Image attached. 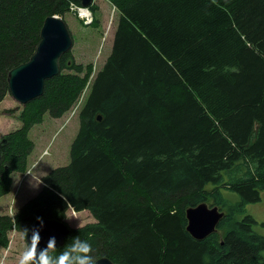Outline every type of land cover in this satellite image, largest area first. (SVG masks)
<instances>
[{
    "label": "trees",
    "instance_id": "trees-1",
    "mask_svg": "<svg viewBox=\"0 0 264 264\" xmlns=\"http://www.w3.org/2000/svg\"><path fill=\"white\" fill-rule=\"evenodd\" d=\"M109 1L119 12L112 51L80 108L70 162L46 173L13 217L0 214V248L41 217L70 227L58 249L81 236L96 260L114 264H264V235L247 213L264 191V0ZM71 3L83 6L0 0V102L9 71L35 53L45 19L65 20ZM60 69L23 105L21 127L0 137V198L27 170L31 128L46 113L62 117L92 74L72 50ZM203 202L225 214L200 240L186 211ZM70 207L95 221L70 226Z\"/></svg>",
    "mask_w": 264,
    "mask_h": 264
},
{
    "label": "rangeland",
    "instance_id": "rangeland-1",
    "mask_svg": "<svg viewBox=\"0 0 264 264\" xmlns=\"http://www.w3.org/2000/svg\"><path fill=\"white\" fill-rule=\"evenodd\" d=\"M99 5L98 11L92 5ZM89 6L96 21L86 23L76 10L78 4L72 3L64 16L74 39L72 50L75 59L84 65H92V74L76 102L60 118H54L46 113L43 122L35 124L29 136L35 146L28 157V167L24 173L14 174V183L11 191L0 198V214H9L12 217L16 211L28 200L41 191L44 183L42 177L51 169L66 165L70 162V148L80 126V108L91 88L92 79L101 70L110 55L113 46L115 31L119 21V12L109 0H95ZM80 6V5H79ZM82 11L89 12V9ZM23 105L17 102L10 94L6 100L0 102V137L21 127L18 119ZM18 108V109H17ZM8 109H17L14 113ZM224 194L231 200L239 198L238 193L224 190ZM247 213L251 214L257 223L256 232L264 235V191L261 200L247 205ZM67 223L72 227L83 226L94 222L95 218L89 211L77 212L70 207L66 216ZM26 240L22 232L13 229L10 232V242L0 248V264H17V258L25 246Z\"/></svg>",
    "mask_w": 264,
    "mask_h": 264
},
{
    "label": "water",
    "instance_id": "water-1",
    "mask_svg": "<svg viewBox=\"0 0 264 264\" xmlns=\"http://www.w3.org/2000/svg\"><path fill=\"white\" fill-rule=\"evenodd\" d=\"M94 0H81L83 6H90ZM72 33L63 18L58 15L48 16L41 29V40L35 53L25 63L9 71V93L21 105H26L44 92L45 81L59 74L60 58L73 48ZM101 120V116L98 117ZM1 144V142H0ZM225 212L218 205L207 202L191 206L186 211L187 230L196 239H204L217 230ZM44 226L40 228L38 220L28 228L26 240L30 243L32 229L39 228L40 248H44L50 237H55L57 248L64 244L70 227L63 221L43 218ZM97 264H114L108 257L96 260Z\"/></svg>",
    "mask_w": 264,
    "mask_h": 264
},
{
    "label": "clouds",
    "instance_id": "clouds-1",
    "mask_svg": "<svg viewBox=\"0 0 264 264\" xmlns=\"http://www.w3.org/2000/svg\"><path fill=\"white\" fill-rule=\"evenodd\" d=\"M40 228L44 226L43 218L37 217ZM24 237L28 230H23ZM40 229H32L30 243L26 240L23 250L17 258V264H97L93 256V246L90 240L76 236L70 239L62 249L57 248L56 238L50 237L46 246L40 248Z\"/></svg>",
    "mask_w": 264,
    "mask_h": 264
},
{
    "label": "built area",
    "instance_id": "built-area-1",
    "mask_svg": "<svg viewBox=\"0 0 264 264\" xmlns=\"http://www.w3.org/2000/svg\"><path fill=\"white\" fill-rule=\"evenodd\" d=\"M75 3H72V6ZM76 5V4H75ZM86 8L85 6H79L76 5L75 8H73L72 10H76V12L78 13V15L80 16V18H82L86 23H92L94 21V15L92 13V10H90L89 8V12L88 13H84L81 9Z\"/></svg>",
    "mask_w": 264,
    "mask_h": 264
},
{
    "label": "bare ground",
    "instance_id": "bare-ground-1",
    "mask_svg": "<svg viewBox=\"0 0 264 264\" xmlns=\"http://www.w3.org/2000/svg\"><path fill=\"white\" fill-rule=\"evenodd\" d=\"M83 9H89L88 7H86V8H83ZM83 9H81V10H83ZM84 13H88L87 11H83Z\"/></svg>",
    "mask_w": 264,
    "mask_h": 264
},
{
    "label": "crops",
    "instance_id": "crops-1",
    "mask_svg": "<svg viewBox=\"0 0 264 264\" xmlns=\"http://www.w3.org/2000/svg\"><path fill=\"white\" fill-rule=\"evenodd\" d=\"M7 98H8V96H7ZM4 100H6V98H5ZM4 100H3V101H4ZM20 125H21V124H20ZM17 128H18V127H17ZM15 129H16V128H15ZM39 192H40V191H39ZM84 211H85V210H84ZM86 211H87V210H86Z\"/></svg>",
    "mask_w": 264,
    "mask_h": 264
}]
</instances>
